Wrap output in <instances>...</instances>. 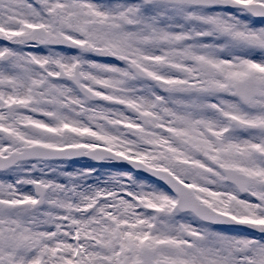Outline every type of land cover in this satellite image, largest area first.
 I'll use <instances>...</instances> for the list:
<instances>
[{
  "label": "snow or ice",
  "instance_id": "6c2138e0",
  "mask_svg": "<svg viewBox=\"0 0 264 264\" xmlns=\"http://www.w3.org/2000/svg\"><path fill=\"white\" fill-rule=\"evenodd\" d=\"M0 264H264V0H0Z\"/></svg>",
  "mask_w": 264,
  "mask_h": 264
},
{
  "label": "rangeland",
  "instance_id": "374dc122",
  "mask_svg": "<svg viewBox=\"0 0 264 264\" xmlns=\"http://www.w3.org/2000/svg\"><path fill=\"white\" fill-rule=\"evenodd\" d=\"M76 166H79V165H76Z\"/></svg>",
  "mask_w": 264,
  "mask_h": 264
}]
</instances>
